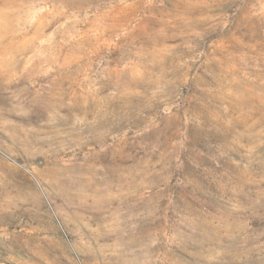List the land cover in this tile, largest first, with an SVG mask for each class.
<instances>
[{"label":"rangeland","instance_id":"374dc122","mask_svg":"<svg viewBox=\"0 0 264 264\" xmlns=\"http://www.w3.org/2000/svg\"><path fill=\"white\" fill-rule=\"evenodd\" d=\"M0 264H264V0H0Z\"/></svg>","mask_w":264,"mask_h":264}]
</instances>
